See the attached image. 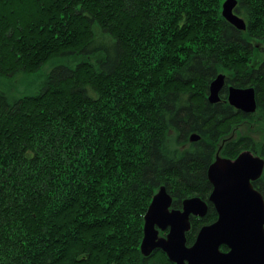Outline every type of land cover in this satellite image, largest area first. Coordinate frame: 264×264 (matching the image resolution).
<instances>
[{
	"label": "trees",
	"instance_id": "obj_1",
	"mask_svg": "<svg viewBox=\"0 0 264 264\" xmlns=\"http://www.w3.org/2000/svg\"><path fill=\"white\" fill-rule=\"evenodd\" d=\"M225 1L0 0V76L65 59L34 95L0 90V264H173L140 251L153 194L208 201L217 152L264 159L235 127L264 120V0H235L244 30ZM230 86L253 89L252 114L228 104ZM208 205L187 245L217 219Z\"/></svg>",
	"mask_w": 264,
	"mask_h": 264
},
{
	"label": "water",
	"instance_id": "obj_2",
	"mask_svg": "<svg viewBox=\"0 0 264 264\" xmlns=\"http://www.w3.org/2000/svg\"><path fill=\"white\" fill-rule=\"evenodd\" d=\"M235 4V0H226L222 15L237 29L244 30V20L234 13ZM224 83L225 75L220 74L210 84V103L219 102ZM227 95L228 104L243 114L255 111L251 87L230 86ZM197 139L195 133L190 136L191 141ZM263 167L264 159L249 149L235 159L224 158L217 152L207 168L212 185L208 201L199 196L188 197L176 209L166 185L161 186L143 217L142 256L149 257L159 250L173 264H264V202L252 186ZM208 202L213 205L217 219L202 226L195 241L187 246L185 235L191 229V217H206ZM160 231L165 235L160 236Z\"/></svg>",
	"mask_w": 264,
	"mask_h": 264
},
{
	"label": "rangeland",
	"instance_id": "obj_3",
	"mask_svg": "<svg viewBox=\"0 0 264 264\" xmlns=\"http://www.w3.org/2000/svg\"><path fill=\"white\" fill-rule=\"evenodd\" d=\"M63 60L65 59L60 57V59H58V63H47L41 66L36 71L28 72V74H18V76L12 77L0 76V90L3 91L7 96H9L11 100L18 99L21 96H27L29 94L34 95L40 89L45 75L50 72V69L53 66H56L55 64H59L61 61L63 62ZM238 121L239 122L235 125V127L237 130H239V132L247 134V136L249 135L254 139V141H264V120L257 121L255 116L253 115V118L251 119H239Z\"/></svg>",
	"mask_w": 264,
	"mask_h": 264
},
{
	"label": "flooded vegetation",
	"instance_id": "obj_4",
	"mask_svg": "<svg viewBox=\"0 0 264 264\" xmlns=\"http://www.w3.org/2000/svg\"><path fill=\"white\" fill-rule=\"evenodd\" d=\"M182 201H183V200H182ZM182 201H181V202H182ZM172 203H173V202H172ZM181 207H182V206H181ZM175 209H176V208H175ZM160 232H162V231H160ZM160 232H159V235H160V236H164V235H165L164 232H162V233H164L163 235H161ZM186 245H187V244H186ZM190 245H191V244H190ZM187 246H188V245H187Z\"/></svg>",
	"mask_w": 264,
	"mask_h": 264
}]
</instances>
